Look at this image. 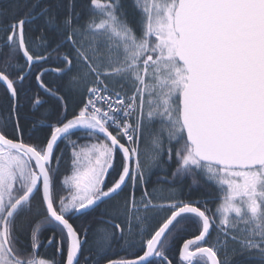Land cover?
Wrapping results in <instances>:
<instances>
[{
  "label": "snow or ice",
  "instance_id": "1",
  "mask_svg": "<svg viewBox=\"0 0 264 264\" xmlns=\"http://www.w3.org/2000/svg\"><path fill=\"white\" fill-rule=\"evenodd\" d=\"M132 7L0 9V264H264V0Z\"/></svg>",
  "mask_w": 264,
  "mask_h": 264
},
{
  "label": "trees",
  "instance_id": "2",
  "mask_svg": "<svg viewBox=\"0 0 264 264\" xmlns=\"http://www.w3.org/2000/svg\"><path fill=\"white\" fill-rule=\"evenodd\" d=\"M126 6H127V11L129 12L130 17L134 14V9L132 7V0H124ZM22 4L23 0H0V9H11L13 7H15L17 4ZM48 81H54L57 78L54 75H49L46 78ZM80 97L78 95H70L68 97V104H69V108L70 110L73 109L75 107V105L79 102ZM82 135V134H80ZM85 141H81V143H84ZM67 151V149L65 150ZM68 159V157L66 158V160ZM67 167V164L62 165V171H64ZM160 173H157V175H159ZM156 179V175H153V180ZM191 185V180L190 179H186L184 181V190L185 192H188L189 190H191L193 195H200V194H207V193H211V195L213 197H215L217 195V189L216 188H205V187H201L199 185L197 186H192L190 188ZM63 194V193H62ZM117 199H119V197H117ZM115 203V201H108L107 203L104 204H100V206L98 208L95 209L94 212H90L88 215L86 216H82L80 219L81 221H77V223H83L85 225L87 224H91L92 227H95V219L96 217L99 215V213L103 210H106L110 207L111 204ZM195 229L194 228H189L188 232L186 233V235L190 234L191 232H193ZM92 233H89V236L91 238ZM182 243L181 239H177L173 245V252H175L176 247H178V245ZM125 255V253L123 251H120L119 249L114 250L113 252V256L114 258H118L119 256H123Z\"/></svg>",
  "mask_w": 264,
  "mask_h": 264
},
{
  "label": "flooded vegetation",
  "instance_id": "3",
  "mask_svg": "<svg viewBox=\"0 0 264 264\" xmlns=\"http://www.w3.org/2000/svg\"><path fill=\"white\" fill-rule=\"evenodd\" d=\"M80 135V134H79ZM77 137L76 136H73L72 137V139H76ZM60 147L61 148H64L65 147V145H64V143H62L61 145H60ZM66 153H67V151H66ZM66 158H67V154H66V156H65V160H66ZM67 161V160H66ZM78 221H81V219H79ZM50 233L49 232H45L44 233V236L46 237L47 235H49ZM43 238V237H42ZM48 251V254L50 255L51 254V250H47ZM43 252H44V250H42V254H43Z\"/></svg>",
  "mask_w": 264,
  "mask_h": 264
},
{
  "label": "rangeland",
  "instance_id": "4",
  "mask_svg": "<svg viewBox=\"0 0 264 264\" xmlns=\"http://www.w3.org/2000/svg\"><path fill=\"white\" fill-rule=\"evenodd\" d=\"M186 180V179H185Z\"/></svg>",
  "mask_w": 264,
  "mask_h": 264
}]
</instances>
